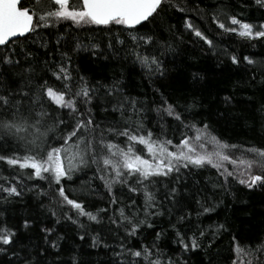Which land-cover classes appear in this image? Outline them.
<instances>
[{"label":"snow or ice","instance_id":"obj_1","mask_svg":"<svg viewBox=\"0 0 264 264\" xmlns=\"http://www.w3.org/2000/svg\"><path fill=\"white\" fill-rule=\"evenodd\" d=\"M251 4L260 16L229 7L211 19L226 33L264 41V0L237 7ZM173 9L184 13L178 0H0V264H92V249L103 251V264H190L198 253L199 264H218L217 245L229 233L228 264H240L234 254L264 264V237L246 250L227 217L205 216L218 215L222 196L238 201L237 185L264 191V60L217 49L189 15L169 24ZM183 30L241 73L231 90L213 96L199 60L183 62ZM169 55L191 91L157 86ZM129 60L151 97L147 87L132 95L115 68L111 79L89 74L97 63ZM229 121L250 122L256 142L223 138L214 125ZM209 165L216 175L201 186L197 170ZM77 174L85 179L71 195L66 184ZM26 194L33 203L22 215Z\"/></svg>","mask_w":264,"mask_h":264},{"label":"trees","instance_id":"obj_2","mask_svg":"<svg viewBox=\"0 0 264 264\" xmlns=\"http://www.w3.org/2000/svg\"><path fill=\"white\" fill-rule=\"evenodd\" d=\"M240 0H178V3L184 8V13H180L178 9L169 10L170 15L173 19L168 20L169 24H175L177 20H182L183 15H189L191 17L192 23L199 27L210 39L213 40L214 45L217 49L224 47L234 50L241 55L248 54L254 56L257 61L264 60V41L257 42L256 40L247 41L234 34L226 33L222 29H219L218 25L211 19L214 12H219L221 10H227L229 7L240 12L243 16L251 15L253 17L260 16L261 12L256 9L255 4H251L247 8L237 7ZM223 18V17H221ZM59 27V26H58ZM67 28L65 24L60 28L63 31ZM91 29L102 28L99 26H90ZM183 29V25H180ZM76 33L73 32V35ZM87 34L86 32L81 33V35ZM184 43L188 46L185 47L177 41V44L182 48L181 57L184 63H190L194 58L199 60V66L202 69H206L208 72V80L204 85L205 88L212 90V95H215L216 90L221 88L232 89V82L240 79L241 73L235 68H232L230 61L221 53L220 55H215L208 47L203 45L200 39L193 37L190 31L183 30ZM191 41V43H188ZM255 45V47H253ZM83 55V53L81 54ZM103 59V58H102ZM179 62V61H178ZM219 64V68L217 67ZM85 67H88L87 57L84 61ZM227 65V67H225ZM166 68L168 70V75H166L163 81L157 79L156 84L159 86L160 83H164L168 86L169 91L177 90V95L183 91H191L190 80H185L183 87L181 83L176 79L178 75V69L173 63L172 57L169 55L168 61L166 63ZM115 68L117 72L123 71L124 73V83L131 90L132 95H141L146 87L149 85V81L144 79V73L141 71L140 66L137 64L133 66L131 60L127 63L121 65L120 61H115V63H97L93 67L89 68V74L96 76V73L101 75H106L109 79L112 77V70ZM99 79V76H96ZM247 77H245L246 79ZM149 96L151 97V88L147 87ZM194 95H199V90L197 89L193 92ZM223 95V93H221ZM204 104H208V100L204 101ZM196 111H199L198 109ZM154 113L151 118H154ZM99 118V117H98ZM151 126V124H150ZM216 131L218 134H222L223 138H231L230 142L240 143L247 142L249 144L256 142L257 137L250 130V122L243 124V126H237L234 121H229L226 125L216 126ZM259 129V125H257ZM156 130V129H154ZM189 135H195L194 132H189ZM177 141H174V143ZM200 174L195 178L200 181V185H205L204 177H215L216 170L212 166H207L203 170H197ZM79 176V174H77ZM85 179L84 176L73 177L74 183H67L66 187L69 194H78V189L81 186V181ZM191 183V181H189ZM210 187V185H209ZM240 188L241 194L239 195V200H233L231 196L224 199V203L220 204L216 208L218 215H212L211 213H206L205 216H210L212 221L223 220L225 217L231 222L233 229H238L240 237H243L242 244L247 246L246 250L255 246V244L260 242L261 237H264V191L257 189L255 192L249 193L246 189ZM236 188L233 191H236ZM248 202V207H241L242 202ZM33 200L30 194H26L23 200V207H17V212L20 214H26L31 211V205ZM230 205V206H229ZM96 206H100L99 197L96 198ZM167 217H165L166 219ZM41 219H44L41 217ZM203 219V218H202ZM204 223H209V220H204ZM60 231H68L69 233V243L72 244L74 248L79 247L78 238L73 240L71 237V228L66 224H61ZM233 233H229L225 236L223 240L217 245L219 251L223 254L217 258L218 264H228L231 256L228 254L230 239L229 237ZM85 247H88V242H85ZM238 256L243 261L240 264H249V257L243 254H234ZM86 259H91L92 264H103L106 259L105 254L100 249H92L90 253L85 254ZM187 259L190 264H199V253L196 256H189ZM262 262H264V255L260 256ZM252 264H255L252 261Z\"/></svg>","mask_w":264,"mask_h":264},{"label":"rangeland","instance_id":"obj_3","mask_svg":"<svg viewBox=\"0 0 264 264\" xmlns=\"http://www.w3.org/2000/svg\"><path fill=\"white\" fill-rule=\"evenodd\" d=\"M188 31H190V30H188ZM193 37H195L194 35H192ZM197 38V37H196ZM199 39V38H198ZM226 163V166H228V167H231V165L230 164H228L227 162H225ZM239 261H240V263L243 261V259L242 258H240L239 259Z\"/></svg>","mask_w":264,"mask_h":264},{"label":"flooded vegetation","instance_id":"obj_4","mask_svg":"<svg viewBox=\"0 0 264 264\" xmlns=\"http://www.w3.org/2000/svg\"><path fill=\"white\" fill-rule=\"evenodd\" d=\"M99 27H103V26H99Z\"/></svg>","mask_w":264,"mask_h":264}]
</instances>
